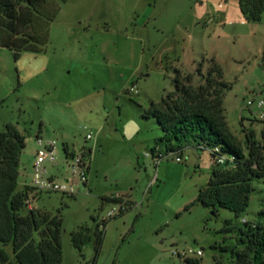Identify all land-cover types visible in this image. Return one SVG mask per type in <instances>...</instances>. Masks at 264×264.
<instances>
[{
  "label": "rangeland",
  "instance_id": "rangeland-1",
  "mask_svg": "<svg viewBox=\"0 0 264 264\" xmlns=\"http://www.w3.org/2000/svg\"><path fill=\"white\" fill-rule=\"evenodd\" d=\"M210 60L228 84L223 106L231 131L239 140L248 129L259 138L264 116H254L255 102L264 100V13L246 21L238 0H67L43 52L22 51L16 59L0 47V130L11 124L26 138L16 190L30 186L40 136L56 141L47 174L74 191L36 194L23 210L32 202L41 213H60L61 264H185L172 251L188 247L202 249L192 257L200 264H215L213 256L233 264L221 248L235 247L242 218L264 226L262 180L253 182L237 217L198 202L186 210L214 166L208 151L186 146L180 162L176 153L157 162L149 155L161 131L154 117H144L147 110L175 89L176 70L197 85ZM63 145L69 153L90 149L87 183L73 176ZM116 196L131 206L104 221L115 205L105 198ZM226 221L231 232L223 231ZM96 226L103 240L94 259L93 237L77 247L71 235Z\"/></svg>",
  "mask_w": 264,
  "mask_h": 264
},
{
  "label": "trees",
  "instance_id": "trees-1",
  "mask_svg": "<svg viewBox=\"0 0 264 264\" xmlns=\"http://www.w3.org/2000/svg\"><path fill=\"white\" fill-rule=\"evenodd\" d=\"M67 0H0V47L10 49L17 59L22 51L40 53L49 42V27L56 18L60 4ZM238 7L246 21H260L264 0H238ZM203 82L192 83L191 74H177L175 89L156 106L146 112L154 117L161 135L154 139L149 155L156 162L169 153L180 155L184 147L193 146L208 151L214 163L207 184L200 187L193 203L217 211L219 207L235 216L244 212L254 190L253 182H264V121L260 137L248 129L243 140L231 131L223 106L228 84L222 79V69L214 60ZM255 121L257 119H254ZM25 136L13 125L0 130V264H61L60 213L52 216L34 208L23 213L31 197L37 192L31 186L16 190L20 154ZM64 154L69 153L63 145ZM90 153L87 150L86 156ZM221 158L222 162L217 159ZM107 201L122 202L121 197H107ZM127 209L131 206L124 201ZM121 212L120 214H122ZM264 216V208L258 212ZM119 215V214H118ZM229 221L223 231L231 232ZM94 240L96 258L103 240V230L80 227L72 232L74 246ZM10 246L11 254L5 249ZM235 247H223L233 264H264V226L244 224L239 228ZM215 264H221L213 256ZM185 264H200L198 259L184 258Z\"/></svg>",
  "mask_w": 264,
  "mask_h": 264
},
{
  "label": "built area",
  "instance_id": "built-area-1",
  "mask_svg": "<svg viewBox=\"0 0 264 264\" xmlns=\"http://www.w3.org/2000/svg\"><path fill=\"white\" fill-rule=\"evenodd\" d=\"M129 92L136 94V90L133 86L130 87ZM253 102L248 101L247 104L251 105ZM258 108L257 116L255 118L262 119L264 113L262 112L264 107V100L258 99L255 102ZM91 134H86V139H90ZM36 144L38 149L34 155L32 165H31V181L30 186L35 189L37 192H58L67 195H73V188L67 186L63 183H58L54 176L51 174H47V169L45 164H55L56 159V141L55 140H42L40 136H36ZM87 150L81 149L79 153H68L65 155V158L68 162V166L73 174L81 183L85 184L87 182V175L89 164L86 156ZM175 160L177 162L181 161L180 155L175 156ZM218 162H222V159H217ZM126 210L125 202H115V205L106 212V216L103 217L104 221L106 219H110L122 211ZM242 224H250L251 227L255 226V222H251L245 218H242ZM172 253L177 256H181L183 258H192L193 256H201L202 249L201 248H185L182 250H173Z\"/></svg>",
  "mask_w": 264,
  "mask_h": 264
},
{
  "label": "crops",
  "instance_id": "crops-1",
  "mask_svg": "<svg viewBox=\"0 0 264 264\" xmlns=\"http://www.w3.org/2000/svg\"><path fill=\"white\" fill-rule=\"evenodd\" d=\"M40 131V130H39ZM67 147V146H66ZM90 150V149H88ZM52 175V174H51ZM87 183V182H86ZM27 184V183H26ZM28 185V184H27ZM117 197V196H116ZM37 200L36 198H31L30 201ZM29 208H32V202L28 205Z\"/></svg>",
  "mask_w": 264,
  "mask_h": 264
}]
</instances>
